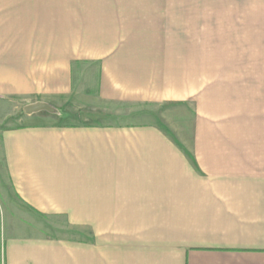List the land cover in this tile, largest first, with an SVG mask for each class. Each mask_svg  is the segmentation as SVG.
Instances as JSON below:
<instances>
[{
	"label": "crops",
	"instance_id": "obj_1",
	"mask_svg": "<svg viewBox=\"0 0 264 264\" xmlns=\"http://www.w3.org/2000/svg\"><path fill=\"white\" fill-rule=\"evenodd\" d=\"M66 1L63 43L35 6L13 55L0 0V264H264V0ZM78 63L102 105L175 103L177 126L65 125L8 103L91 107Z\"/></svg>",
	"mask_w": 264,
	"mask_h": 264
},
{
	"label": "rangeland",
	"instance_id": "obj_2",
	"mask_svg": "<svg viewBox=\"0 0 264 264\" xmlns=\"http://www.w3.org/2000/svg\"><path fill=\"white\" fill-rule=\"evenodd\" d=\"M66 0H10L11 6V24H10V51L14 54L19 49L26 48L24 45L19 43L20 36H26V32L20 29L19 11L23 10V14H29L30 9H35V6H40L37 8L41 13L42 19L50 18L58 19L59 21V37L65 38L66 36ZM183 8L187 12L193 11V0H170V9L175 11ZM2 8V3L0 2V10ZM21 8V9H20ZM30 8V9H29ZM26 12V13H25ZM34 14V12H33ZM39 14V15H40ZM1 24V23H0ZM50 24V23H49ZM47 25V24H46ZM21 32V33H20ZM2 38L3 30L0 28V50L2 49ZM7 41V39H6ZM63 43V41H61ZM60 42V47L62 43ZM6 44V43H5ZM9 45V44H8ZM7 45V46H8ZM28 45V44H27ZM65 45V44H63ZM28 47V46H27ZM45 47V46H44ZM172 53L174 47L171 48ZM170 50V51H171ZM46 55V54H45ZM43 55V58H45ZM173 56V55H172ZM16 57V56H15ZM171 61V60H170ZM76 69L80 71L79 74L83 75L76 76L77 83L79 79L82 82L84 91L90 97L87 98L91 101L92 106H87L85 101V106L78 108L77 105H83L82 101L78 98H72L70 103H64L63 101H58L54 103L56 110H54L51 119L53 121H58L60 124L73 125V124H113V125H140V124H151L154 120L164 129L167 130L168 122H173L177 126V104H162V105H145V106H116V105H102L98 98L96 97L95 91V76L92 71H95V67H89L87 64L78 63L76 64ZM78 71L75 72L77 75ZM93 74V75H92ZM7 102V101H6ZM3 103V102H0ZM11 107H16L19 109L18 113L24 114L26 102L22 101H8ZM36 104V103H34ZM5 102L3 103V106ZM87 106V107H86ZM63 111H60V110ZM49 113V112H47ZM45 224L43 225L44 234H49L54 238L66 239L72 242L81 243L82 241V228L81 227H71L64 224V220L59 218L43 219Z\"/></svg>",
	"mask_w": 264,
	"mask_h": 264
},
{
	"label": "water",
	"instance_id": "obj_3",
	"mask_svg": "<svg viewBox=\"0 0 264 264\" xmlns=\"http://www.w3.org/2000/svg\"><path fill=\"white\" fill-rule=\"evenodd\" d=\"M54 113V109L45 103H36L25 107L24 112L28 115H32L39 112Z\"/></svg>",
	"mask_w": 264,
	"mask_h": 264
}]
</instances>
